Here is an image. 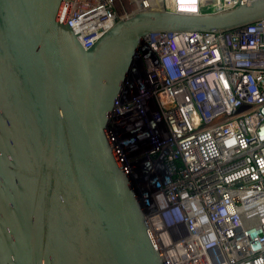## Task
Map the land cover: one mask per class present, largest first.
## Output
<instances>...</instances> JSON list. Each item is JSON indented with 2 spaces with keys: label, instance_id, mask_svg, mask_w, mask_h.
<instances>
[{
  "label": "water",
  "instance_id": "obj_1",
  "mask_svg": "<svg viewBox=\"0 0 264 264\" xmlns=\"http://www.w3.org/2000/svg\"><path fill=\"white\" fill-rule=\"evenodd\" d=\"M71 0H0V264H164L107 125L150 33L227 31L264 0L141 10L85 49Z\"/></svg>",
  "mask_w": 264,
  "mask_h": 264
},
{
  "label": "built area",
  "instance_id": "obj_2",
  "mask_svg": "<svg viewBox=\"0 0 264 264\" xmlns=\"http://www.w3.org/2000/svg\"><path fill=\"white\" fill-rule=\"evenodd\" d=\"M251 1L71 0L64 18L87 49L141 10L203 13ZM130 79L107 133L164 264H264V18L147 34ZM148 112L151 133L136 132ZM138 164L149 189L136 185Z\"/></svg>",
  "mask_w": 264,
  "mask_h": 264
},
{
  "label": "rangeland",
  "instance_id": "obj_3",
  "mask_svg": "<svg viewBox=\"0 0 264 264\" xmlns=\"http://www.w3.org/2000/svg\"><path fill=\"white\" fill-rule=\"evenodd\" d=\"M130 81H131V79L129 78V80L127 81L128 84L125 85L124 92H123V95H127V97H128V94H127L128 90L131 87ZM118 106H119L118 108L122 107V105H118ZM122 110H123L122 113H124L125 110L124 109H122ZM144 110H145V108H144ZM150 119H151V114L149 112L147 114H145V116L143 115L141 117V119H139L140 123L137 122V125L135 126V129L137 130L136 132H138V133L144 132L145 133L146 131H148V134H150L151 133V127L153 128V125L151 124ZM114 125L119 126L118 121H114ZM135 171L143 172V174H137V178L135 179L136 183H137L136 185L139 188V190H143L145 188L149 189L150 184L152 183V177H151L150 173L148 172V169L146 168V166L143 164H138L135 166ZM148 189H147V191H148Z\"/></svg>",
  "mask_w": 264,
  "mask_h": 264
},
{
  "label": "bare ground",
  "instance_id": "obj_4",
  "mask_svg": "<svg viewBox=\"0 0 264 264\" xmlns=\"http://www.w3.org/2000/svg\"><path fill=\"white\" fill-rule=\"evenodd\" d=\"M181 10H183L184 13H187V11H188L187 9H181ZM188 13H189V12H188ZM122 109H123V108L121 107L120 110L123 111ZM114 130H115V129H114ZM114 130H113V131H114Z\"/></svg>",
  "mask_w": 264,
  "mask_h": 264
}]
</instances>
